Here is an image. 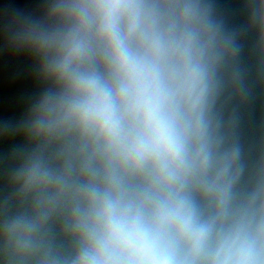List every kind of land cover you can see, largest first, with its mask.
<instances>
[{
  "label": "clouds",
  "instance_id": "clouds-1",
  "mask_svg": "<svg viewBox=\"0 0 264 264\" xmlns=\"http://www.w3.org/2000/svg\"><path fill=\"white\" fill-rule=\"evenodd\" d=\"M216 0H42L0 16L40 90L0 124V264H264V151L246 156L226 84L248 33Z\"/></svg>",
  "mask_w": 264,
  "mask_h": 264
}]
</instances>
